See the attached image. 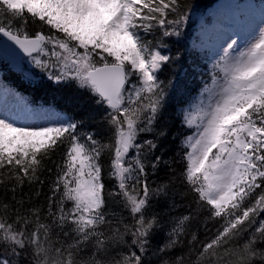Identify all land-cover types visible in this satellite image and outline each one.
I'll list each match as a JSON object with an SVG mask.
<instances>
[{"label": "snow or ice", "instance_id": "obj_1", "mask_svg": "<svg viewBox=\"0 0 264 264\" xmlns=\"http://www.w3.org/2000/svg\"><path fill=\"white\" fill-rule=\"evenodd\" d=\"M191 9L0 0V53L91 106L31 108L16 93L20 112L0 107V264H264V22L244 42L219 34L198 92L170 117L186 70L169 41ZM170 120L190 133L171 155Z\"/></svg>", "mask_w": 264, "mask_h": 264}, {"label": "trees", "instance_id": "obj_2", "mask_svg": "<svg viewBox=\"0 0 264 264\" xmlns=\"http://www.w3.org/2000/svg\"><path fill=\"white\" fill-rule=\"evenodd\" d=\"M217 0H188V3L192 5V11L197 12L199 15H203L209 7H211ZM258 3L264 5V0H257ZM261 5V4H260ZM195 20H190L185 25L183 32L184 35L180 38H173L169 41L171 52L175 55L177 52L182 54L180 65H182V73L186 70V74L177 76L173 88L169 90V102L167 115L172 117L175 115L176 110L183 106L188 100L195 97L200 88L201 77L199 73L204 71V66L210 64L209 56L211 54L208 50L196 49L193 46L195 38ZM35 26L29 25L30 30H34ZM193 68L195 72H193ZM1 83L2 86L9 91L18 93L27 104L32 107H51L55 110L63 111L69 114H80L83 111H91L90 104H85L81 109L78 105L85 100V95L78 93L73 87L56 86L46 78L41 76L40 70L32 67L31 74L34 75L33 79H26L25 75L16 69H12L2 62L1 67ZM176 75L169 68H165L161 74V79L168 80ZM171 132L177 134V140L173 143L171 138L166 141L169 144V155L175 151L176 145L179 144V140L187 134H190L187 129L179 126L178 120H170ZM162 175V173H161ZM151 180H158L160 176H152ZM106 189L112 187L108 182L107 175H105ZM47 185H45V191ZM27 192L28 189L25 188ZM196 231V229H193ZM204 229L201 227L197 231L198 238L204 239ZM190 238V237H189ZM160 237L156 238V241L160 240ZM154 241L153 243H156Z\"/></svg>", "mask_w": 264, "mask_h": 264}, {"label": "rangeland", "instance_id": "obj_3", "mask_svg": "<svg viewBox=\"0 0 264 264\" xmlns=\"http://www.w3.org/2000/svg\"><path fill=\"white\" fill-rule=\"evenodd\" d=\"M189 16L191 21L195 20L194 36L197 40L193 41V46L197 50L211 52L222 32L238 33L242 42L253 36L256 29L264 22V5L258 3L257 0H217L203 16L195 11H192ZM202 26L206 31H202ZM2 62L21 72L26 79L34 80V75L31 74L34 65L27 58L10 60L1 53L0 71ZM0 107L6 108L10 114H14L21 111L22 101L7 88L0 86ZM20 122L24 123L23 120Z\"/></svg>", "mask_w": 264, "mask_h": 264}, {"label": "water", "instance_id": "obj_4", "mask_svg": "<svg viewBox=\"0 0 264 264\" xmlns=\"http://www.w3.org/2000/svg\"><path fill=\"white\" fill-rule=\"evenodd\" d=\"M9 59H20L23 58V54L21 53L19 57H14L13 55H6Z\"/></svg>", "mask_w": 264, "mask_h": 264}]
</instances>
